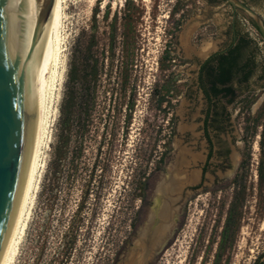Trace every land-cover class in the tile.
Returning <instances> with one entry per match:
<instances>
[{
  "label": "rangeland",
  "instance_id": "374dc122",
  "mask_svg": "<svg viewBox=\"0 0 264 264\" xmlns=\"http://www.w3.org/2000/svg\"><path fill=\"white\" fill-rule=\"evenodd\" d=\"M241 1L264 25V0ZM231 12L223 0H62L64 49L48 105L49 141L13 264H109L143 212L139 179L145 174L150 184L170 171L190 184L155 264H264V176L255 170L264 135V43L239 12L237 35L257 51L252 74L233 83L230 101L216 104L207 160L206 104L195 87L198 62L230 40ZM87 45L92 108L87 120L80 112L64 125L55 167L68 61Z\"/></svg>",
  "mask_w": 264,
  "mask_h": 264
},
{
  "label": "water",
  "instance_id": "95a60500",
  "mask_svg": "<svg viewBox=\"0 0 264 264\" xmlns=\"http://www.w3.org/2000/svg\"><path fill=\"white\" fill-rule=\"evenodd\" d=\"M223 1L254 24L264 43L260 16L241 0ZM52 3L53 0H0V252L37 128L43 88L42 27ZM169 174L168 181L162 180V188H166L162 193L172 198L173 189L190 182L172 180L177 176L175 171Z\"/></svg>",
  "mask_w": 264,
  "mask_h": 264
},
{
  "label": "trees",
  "instance_id": "16d2710c",
  "mask_svg": "<svg viewBox=\"0 0 264 264\" xmlns=\"http://www.w3.org/2000/svg\"><path fill=\"white\" fill-rule=\"evenodd\" d=\"M250 23L256 29L254 24L252 22ZM256 51L257 47L254 43L245 35H238L232 46L223 51L214 52L204 60L199 67L197 81L198 86L210 105L212 104L214 106L220 97H228L226 102L230 101L229 99L234 95L233 83L245 82L252 74L253 54ZM93 78L94 73L90 69L89 45L84 49H74L68 61L63 96L58 106L55 134L57 140L52 148L55 167L57 165L56 161L59 159L61 153L60 141L64 125L74 117H78L80 112L83 113V120L89 118V111L92 108L93 99V86H91L93 85ZM206 83L209 84L210 92L205 89ZM222 111L221 109L220 112ZM208 114L209 111L207 110L206 118ZM213 115L216 116L218 114L213 112ZM258 145L259 157L255 170L257 178L260 180L264 176V135L262 134L258 140ZM210 155L211 150L209 148L207 157ZM203 171L204 169L202 168ZM92 177L93 172L89 171L84 184L86 190L89 187ZM145 177L144 174L138 181V190L140 193L136 195L139 197ZM40 186L43 188L42 183ZM254 264L260 263L256 262Z\"/></svg>",
  "mask_w": 264,
  "mask_h": 264
},
{
  "label": "flooded vegetation",
  "instance_id": "af4514ba",
  "mask_svg": "<svg viewBox=\"0 0 264 264\" xmlns=\"http://www.w3.org/2000/svg\"><path fill=\"white\" fill-rule=\"evenodd\" d=\"M236 11L237 10L232 9L231 12V18L229 22V42L225 46L207 54L198 62L196 68L195 87L200 92L206 104V108L203 111L202 117V135L204 136L207 144L205 160L210 157H207L209 148L212 154V142L209 137L208 130L210 127H212V123L217 121L219 111L216 106L217 103L214 106L212 104L210 105L209 101L204 97L200 87L198 86L197 77L199 73V67L209 55L214 52L223 51L235 43L238 37L234 25ZM199 50L201 52V48H199ZM209 88V84L206 83L205 89L208 92H210ZM221 98L223 97H220L219 100ZM207 110L209 111V114L206 118L205 116ZM213 112H216L218 115L214 116ZM162 160L163 159L160 158L159 162L161 163ZM202 168L204 169L203 165L200 168V178L204 172H202ZM169 175V172L159 173L155 180L150 184L146 183L147 176L145 177L139 197L143 212L141 215H139L138 212L135 214V221L130 224L131 233H129L127 237L124 238L120 246L112 254L109 264H155L158 253H160L164 246L171 241L177 222V204L183 198L185 185L173 189V191H175L177 194L174 196V192L171 195L172 198L164 197L162 190L166 191V188L162 187L163 183L168 181L167 179L169 178ZM175 178H179L178 181L182 180L181 175L174 176L171 179L174 180ZM162 180L165 181L162 183ZM156 186H159L158 190H156ZM169 189L170 188L168 187V191ZM154 190L157 192L155 193Z\"/></svg>",
  "mask_w": 264,
  "mask_h": 264
},
{
  "label": "bare ground",
  "instance_id": "6f19581e",
  "mask_svg": "<svg viewBox=\"0 0 264 264\" xmlns=\"http://www.w3.org/2000/svg\"><path fill=\"white\" fill-rule=\"evenodd\" d=\"M61 19H62V0H53L52 6L45 18L42 27L43 88H42V96H41V104H40V112L37 122V128L35 132V137L31 149L24 181L20 191V195L17 201L14 215L9 230L7 232L2 250L0 252V264L14 263L15 256L17 254L18 244L20 241H22L24 229L28 222L27 220L29 218V214L31 213L30 209L32 207L31 205H33L34 202V201L32 202L34 193L35 191H37L36 187H38L36 185L37 177L41 173L39 172L40 170L38 171L37 168H39V165L41 163L40 159H42L41 158L43 152L42 149L46 148L45 144L47 145L46 142L49 141L48 139V128H49L48 107L49 106L48 105L51 102V96H52L51 93L55 86V82L57 80L56 78L58 76L57 68L60 62V52L64 49L63 48L64 38L61 35V21H62ZM61 78L62 77H60V80ZM52 105L53 104H51V107ZM43 160L41 166L43 165L44 162ZM37 172H39V174H37Z\"/></svg>",
  "mask_w": 264,
  "mask_h": 264
}]
</instances>
